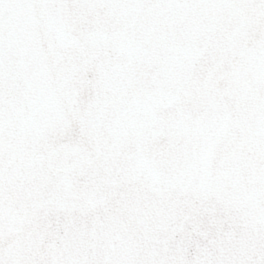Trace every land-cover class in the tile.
<instances>
[{"label": "snow or ice", "instance_id": "1", "mask_svg": "<svg viewBox=\"0 0 264 264\" xmlns=\"http://www.w3.org/2000/svg\"><path fill=\"white\" fill-rule=\"evenodd\" d=\"M0 264H264V0H0Z\"/></svg>", "mask_w": 264, "mask_h": 264}]
</instances>
